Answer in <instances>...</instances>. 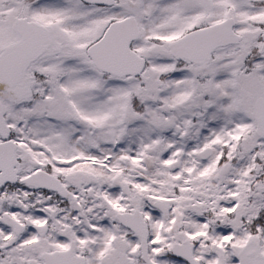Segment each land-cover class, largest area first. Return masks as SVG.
Wrapping results in <instances>:
<instances>
[{
	"label": "snow or ice",
	"instance_id": "obj_1",
	"mask_svg": "<svg viewBox=\"0 0 264 264\" xmlns=\"http://www.w3.org/2000/svg\"><path fill=\"white\" fill-rule=\"evenodd\" d=\"M0 264H264V0H0Z\"/></svg>",
	"mask_w": 264,
	"mask_h": 264
}]
</instances>
